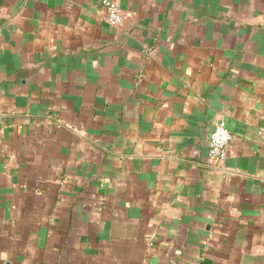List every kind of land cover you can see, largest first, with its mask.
Wrapping results in <instances>:
<instances>
[{"label":"crops","instance_id":"0c3cea01","mask_svg":"<svg viewBox=\"0 0 264 264\" xmlns=\"http://www.w3.org/2000/svg\"><path fill=\"white\" fill-rule=\"evenodd\" d=\"M115 1L0 0V264H264V0Z\"/></svg>","mask_w":264,"mask_h":264},{"label":"built area","instance_id":"2783aa9c","mask_svg":"<svg viewBox=\"0 0 264 264\" xmlns=\"http://www.w3.org/2000/svg\"><path fill=\"white\" fill-rule=\"evenodd\" d=\"M105 10L106 21L113 26L120 25L124 13L115 0H100ZM231 142V134L225 122L220 121L214 127L208 140L206 164L212 168H221L226 157L227 147Z\"/></svg>","mask_w":264,"mask_h":264}]
</instances>
